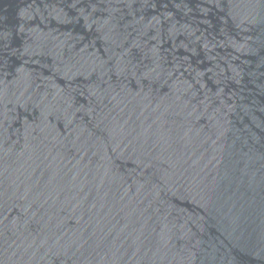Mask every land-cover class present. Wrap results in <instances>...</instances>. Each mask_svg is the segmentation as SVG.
I'll return each mask as SVG.
<instances>
[{"label":"water","instance_id":"obj_1","mask_svg":"<svg viewBox=\"0 0 264 264\" xmlns=\"http://www.w3.org/2000/svg\"><path fill=\"white\" fill-rule=\"evenodd\" d=\"M0 264H264V0H0Z\"/></svg>","mask_w":264,"mask_h":264}]
</instances>
